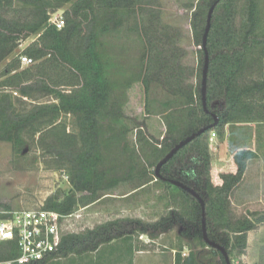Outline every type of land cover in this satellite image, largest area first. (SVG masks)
<instances>
[{"label":"trees","instance_id":"trees-1","mask_svg":"<svg viewBox=\"0 0 264 264\" xmlns=\"http://www.w3.org/2000/svg\"><path fill=\"white\" fill-rule=\"evenodd\" d=\"M213 1L199 0L192 11V35L200 46L197 83L192 86L184 84L183 68L172 52L173 35L162 25L155 0H0V63L5 62L0 74V141L11 143L17 153L27 142L40 148L51 168L66 170L70 184L63 196L50 195L42 207L71 214L79 203L93 202L121 182L136 191L150 182L169 189V213L159 220L120 219L63 233L52 257L29 264L53 260L59 264L56 260L61 258L68 264L111 262L114 251L118 256L124 250L118 240H131L138 232L153 238L175 223L182 226V237L209 247L202 239L198 201L157 178L154 168L177 142L212 123L209 112L218 122L207 133L223 134L227 123L264 122V0H220L215 6L206 41L208 112L202 107L201 42ZM59 9H63L61 29L49 23V13ZM120 35L132 40L136 55L128 54L125 43L117 45L118 54L110 53L108 47L113 45L105 40ZM30 37L33 41L17 54L19 44ZM20 55L37 63L20 69ZM153 79H162L171 95L159 112L166 126L161 141L148 136L122 108L125 89L132 82H141L147 94ZM46 97L50 99L42 100ZM147 102L148 98L145 109L150 113ZM133 129L135 141L130 145L127 136ZM205 132L179 149L160 174L200 194L207 236L222 245L231 260L233 253H244L248 231L264 223V214L232 218L228 206L253 153H235V172L220 175L213 184ZM0 206L8 209L1 202ZM104 246H110L109 257ZM209 248L212 256L207 259L202 250H190L184 258L175 252L174 264H225L222 254ZM17 255L14 241H0V261ZM84 257L89 259L82 263Z\"/></svg>","mask_w":264,"mask_h":264},{"label":"rangeland","instance_id":"rangeland-1","mask_svg":"<svg viewBox=\"0 0 264 264\" xmlns=\"http://www.w3.org/2000/svg\"><path fill=\"white\" fill-rule=\"evenodd\" d=\"M155 1L160 9L162 25L168 27L173 35L172 52L176 56V62L183 68L184 84L195 86L200 46L194 41L191 20L192 11L199 4V0ZM59 16L63 17V9L49 13L51 19ZM33 39L30 37L22 41L15 52L18 54L23 51ZM105 41L107 44L110 42L113 45V48L112 46L108 47L112 54H118L117 45L125 43L128 54L136 55L132 40L126 39L122 35L120 38L111 37ZM4 63H0V74L4 69ZM35 63H37L35 60H32L30 64L20 63V69L31 67ZM146 98H148L150 113H147L145 109ZM169 98L171 95L162 79H153L149 84L147 94L142 83L136 81L125 89V101L122 108L125 115L135 118L143 125L142 129L148 136L161 141L165 135L166 126L160 113L165 110L163 103ZM46 99H50V97L42 100ZM66 121L71 128L72 119L68 116ZM236 123L240 122H233L228 126L229 134L241 131V125ZM135 133L136 130L133 129L127 136L130 145L135 141ZM206 133L210 151V175L213 184H215L220 175L235 172L234 155L242 145L238 143L237 134H235V138L227 141L222 134ZM219 136H222L221 140ZM22 150L17 153L11 143L0 141V202L8 207L6 209L0 206V211L39 208L43 206L45 199L50 195L57 193L63 196L70 190L66 170L51 168L48 158L43 155L40 148L27 142ZM252 175L253 172L250 171L248 179L251 180ZM258 186L249 181H242L232 190L228 205L232 218L264 214V196L259 198V194H256ZM135 191L127 182H121L116 187L101 192L97 200L86 205L79 203L73 215L64 221L62 233H78L96 225L120 219L152 223L169 213V204H167L169 189L165 184L150 182L144 188ZM181 229L182 226L175 223L169 230L156 237L151 238L148 234L138 232L134 233L131 239L135 241L136 249L147 250L153 256L167 258L168 255H171L170 250L174 249L175 252H180L182 258L186 257L190 250L195 253L202 250L205 259L211 258L212 253L209 247L202 248L195 240L182 237L179 234ZM104 247L106 248H103L102 251L105 256H108V252H110L108 247L110 246ZM244 254L246 257H243V254L233 253L232 259L238 261L239 264H264V223H259L248 232ZM113 255H117V251H114ZM90 256H94V254ZM88 259L89 257H84L81 262H86ZM215 259L218 260L219 256L216 255ZM56 261L59 264H68V260L63 258ZM53 263L55 260L47 264Z\"/></svg>","mask_w":264,"mask_h":264},{"label":"built area","instance_id":"built-area-1","mask_svg":"<svg viewBox=\"0 0 264 264\" xmlns=\"http://www.w3.org/2000/svg\"><path fill=\"white\" fill-rule=\"evenodd\" d=\"M49 23L61 29L64 19L49 18ZM19 60L21 64L32 63L26 55H20ZM72 215L43 207L0 211V241H14L18 251L16 258L1 260L0 264H29L52 257L60 244L63 223ZM230 263L239 264L233 259Z\"/></svg>","mask_w":264,"mask_h":264},{"label":"crops","instance_id":"crops-1","mask_svg":"<svg viewBox=\"0 0 264 264\" xmlns=\"http://www.w3.org/2000/svg\"><path fill=\"white\" fill-rule=\"evenodd\" d=\"M233 123H227L223 130V138L230 140L235 138V134L239 137V142L242 146L240 150H246L253 153V156L246 160V166L242 175L241 181L251 182L259 185L256 189V194H259V198L264 196V122H240L241 131L239 133L232 132L229 134L228 126ZM219 136V139L222 138ZM221 140V139H220ZM249 144H251L249 146ZM252 171V179H248L249 172ZM239 182V183H240ZM249 232V231H248ZM248 234V233H247ZM114 242V241H113ZM120 248H124L123 251H119L118 256L113 255L112 261L107 262L106 259L99 261V264H174V249L170 250L171 255L167 258L160 256H153L152 253L147 250L136 249L134 240L117 241ZM127 248V250H126ZM129 249V250H128ZM131 249V252H130ZM169 253V254H170ZM243 257H246L243 253Z\"/></svg>","mask_w":264,"mask_h":264},{"label":"water","instance_id":"water-1","mask_svg":"<svg viewBox=\"0 0 264 264\" xmlns=\"http://www.w3.org/2000/svg\"><path fill=\"white\" fill-rule=\"evenodd\" d=\"M219 1L220 0H214L213 3L210 5L208 11H207L206 23H205L204 32L202 35V42H201V46H202V49L204 52V60H203V66H202V71H201L200 98H201L202 107H203L204 111H206V112H208L207 106H206V89H207V73H208V64H209V55H208V51L206 49V41H207V34L209 32L210 25H211L212 13H213L215 6L217 5V3ZM209 113L213 118L212 123H210V124H208L202 128H199L195 132H192L191 134H189L188 136H186L185 138H183L182 140L177 142L164 155V157H162L158 161V163L156 164V166L154 168V173H155V176L157 178H159L163 181H168L169 183L179 187L180 189L189 193L191 196H193L198 201L199 206H200V210H201V233H202L203 241L209 247H212V248L218 250L222 254L224 261H225V264H231L230 259H229V255H228L227 251L225 250V248L222 245L218 244L217 242L210 240L207 236L206 226H205V203H204L203 198L200 196V194L197 191H195L193 188L182 183L181 181H178L175 179H167V178L161 176V174H160V169H161L162 165L164 163H166L179 149H181L183 146L188 144L195 137L201 135L202 133H204L205 131L214 127L217 124V122H218L217 116L214 113H211V112H209Z\"/></svg>","mask_w":264,"mask_h":264}]
</instances>
